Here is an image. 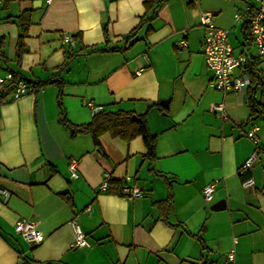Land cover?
<instances>
[{
	"label": "crops",
	"instance_id": "obj_1",
	"mask_svg": "<svg viewBox=\"0 0 264 264\" xmlns=\"http://www.w3.org/2000/svg\"><path fill=\"white\" fill-rule=\"evenodd\" d=\"M144 1L0 0V73L32 84L48 80L17 99L0 89V186L7 192L0 191V264H220L230 249L234 264H264V123L257 122L264 117H248V86L221 91L209 83L200 14L212 12L215 21V9L202 0H165L140 23ZM22 13L27 26L17 62ZM64 34L73 43L63 42ZM228 38L264 74L251 44L243 39L236 48L230 32ZM252 94L264 98V81ZM58 98L75 124L91 118L92 105L145 113L155 158L144 156L141 135L125 141L104 133L97 147L89 134H71ZM216 102L227 118L211 109ZM253 126L260 149L240 174L255 149L246 136ZM104 172L143 196L100 190ZM247 176L253 187L242 185ZM212 180L207 201L202 188ZM20 218L36 223L41 242L15 231ZM72 219L89 245H71Z\"/></svg>",
	"mask_w": 264,
	"mask_h": 264
},
{
	"label": "built area",
	"instance_id": "obj_2",
	"mask_svg": "<svg viewBox=\"0 0 264 264\" xmlns=\"http://www.w3.org/2000/svg\"><path fill=\"white\" fill-rule=\"evenodd\" d=\"M236 21H243L246 25V33L251 45H254L257 51V56L261 60H264V0H253L247 2L242 12H236L234 14ZM200 21L205 29L203 39V54L205 61L211 70L210 85L215 89L221 91H239L245 89L250 81L251 76L246 70L245 65L249 59L246 53H235L233 47L229 41V30L227 28L219 27L215 24L214 15L212 12H202L200 14ZM63 42L73 43L72 37L69 34L63 35ZM239 68L240 71L237 74H233V70ZM139 73V72H138ZM15 79L12 71L0 73V89H2L7 83ZM37 87L26 82L24 79L17 78L14 81L12 95L14 99L20 96L32 92ZM89 105H92L88 102ZM92 107L97 111L100 107ZM211 109L217 112L223 119L227 118V113L222 102H216L211 104ZM256 126H253L246 132V136L254 143L255 149L247 156L244 162L239 168L240 174H246L250 170L254 160L257 157L260 149L258 144V137L255 134ZM77 161L75 159L70 160L68 169L71 176H76ZM264 176V172H262ZM109 180V174L104 172L103 180L99 184L100 190H106ZM242 185L246 187L254 186V179L252 176H247L242 180ZM216 186V180L207 182L203 188L202 193L204 199L209 201L212 198L213 191ZM0 191L7 195V192L0 186ZM119 194L126 198H134L143 196V192L138 186L122 185ZM91 206L85 207V211L90 213ZM71 226L73 228V246H86L89 245V240L86 237L84 231L80 228L76 219L71 220ZM16 232L21 234L25 239L32 242H41L43 239L42 233L37 228L36 223L27 218H20L14 224ZM235 241V238H234ZM234 249H230L225 254V259L220 264H234Z\"/></svg>",
	"mask_w": 264,
	"mask_h": 264
},
{
	"label": "trees",
	"instance_id": "obj_3",
	"mask_svg": "<svg viewBox=\"0 0 264 264\" xmlns=\"http://www.w3.org/2000/svg\"><path fill=\"white\" fill-rule=\"evenodd\" d=\"M165 0H145V16L141 17L140 23L149 20L151 17L156 15V12L160 5ZM26 13L20 14L19 21L22 26V33H20L19 40L17 43V51L15 54V59L18 62L20 59V55L23 51V42L22 37L25 35V30L27 26V22L23 21V16ZM242 34L244 35L245 42L244 44H249V39L246 35V25L243 23L242 26ZM133 36L132 33L126 36V38L130 39ZM2 40L0 39V57H6L5 52L1 49ZM247 54V53H246ZM248 55V54H247ZM249 56V55H248ZM252 66H250V64ZM248 70L251 74V81L248 85V105L250 108L249 118H255L258 116L264 117V98L257 101L253 97V91L262 84V79H264V74H262L261 70L256 68L255 63L250 62L248 59L246 63ZM15 79L9 83H7L1 91V96L5 95L8 91L13 89L14 81L18 78L17 75H14ZM48 81V80H46ZM44 81V82H46ZM44 82L34 84L36 87H41ZM53 82H56L54 80ZM58 106H59V114L60 120L69 128L71 134L77 133H87L91 136L93 144L97 147H101L99 142V137L104 133H109L113 136H119L125 141H129L136 135H141L147 151L144 153L146 158L152 160L155 158V139L156 135L151 133L147 127L145 113H136L133 109H107L102 107L101 109L95 111L91 118L83 123L75 124L69 121L66 116L64 109L61 105L60 99L58 98ZM121 184L115 180H108L107 190L118 193ZM66 196V193L62 194ZM171 201V196L169 195L166 199L161 202H169Z\"/></svg>",
	"mask_w": 264,
	"mask_h": 264
},
{
	"label": "rangeland",
	"instance_id": "obj_4",
	"mask_svg": "<svg viewBox=\"0 0 264 264\" xmlns=\"http://www.w3.org/2000/svg\"><path fill=\"white\" fill-rule=\"evenodd\" d=\"M202 3L211 9L212 7L215 9V22L220 26L229 28L232 43L236 45V48L240 47L239 43L244 39L240 32L242 21H235L234 14L236 12H242L245 3L244 0H202ZM250 48L253 53H257L254 45H251ZM260 66L264 67V61H261ZM257 122L264 123V119L258 118Z\"/></svg>",
	"mask_w": 264,
	"mask_h": 264
},
{
	"label": "water",
	"instance_id": "obj_5",
	"mask_svg": "<svg viewBox=\"0 0 264 264\" xmlns=\"http://www.w3.org/2000/svg\"><path fill=\"white\" fill-rule=\"evenodd\" d=\"M160 104H161V105H163L164 107H167V105H166V102H165V101H160ZM222 207H223V206H222ZM211 208H212V209H220V208H221V206H218V205H213Z\"/></svg>",
	"mask_w": 264,
	"mask_h": 264
}]
</instances>
